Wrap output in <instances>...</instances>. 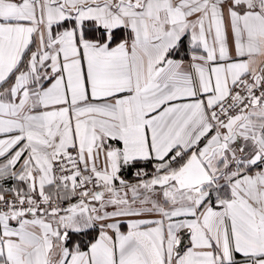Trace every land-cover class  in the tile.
Masks as SVG:
<instances>
[{"label": "snow or ice", "instance_id": "snow-or-ice-1", "mask_svg": "<svg viewBox=\"0 0 264 264\" xmlns=\"http://www.w3.org/2000/svg\"><path fill=\"white\" fill-rule=\"evenodd\" d=\"M0 264H264V0H0Z\"/></svg>", "mask_w": 264, "mask_h": 264}]
</instances>
